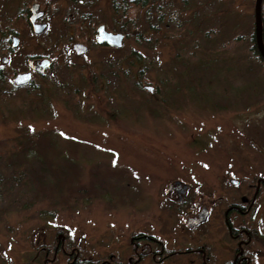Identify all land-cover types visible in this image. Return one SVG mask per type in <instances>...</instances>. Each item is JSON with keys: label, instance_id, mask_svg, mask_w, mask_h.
<instances>
[{"label": "rangeland", "instance_id": "374dc122", "mask_svg": "<svg viewBox=\"0 0 264 264\" xmlns=\"http://www.w3.org/2000/svg\"><path fill=\"white\" fill-rule=\"evenodd\" d=\"M111 1L97 0L96 11L113 32L129 15L120 51L93 45L72 58L63 55L67 43H51L50 32L32 40L23 23H0L24 35L8 72L26 71L28 57L56 59L29 86L0 81V264H32L37 246L57 235L93 260L121 259L137 228L171 235V222L155 218L170 181L217 191L230 158L251 163L250 141L264 144V63L250 51L255 0H196L205 12H223L211 23L188 22L189 0H151L114 14ZM57 4L62 10H48L49 19L75 17L65 0ZM223 76L228 88L238 83L230 101ZM57 264H65L61 254Z\"/></svg>", "mask_w": 264, "mask_h": 264}, {"label": "flooded vegetation", "instance_id": "af4514ba", "mask_svg": "<svg viewBox=\"0 0 264 264\" xmlns=\"http://www.w3.org/2000/svg\"><path fill=\"white\" fill-rule=\"evenodd\" d=\"M65 1L67 2L66 6L71 9V6L74 7L75 17L53 21L49 19L48 10H54L53 14L62 10V6L57 4V0H5L4 2L0 0V23H8L11 26L23 23L25 27L24 34L32 40L44 37L50 32L51 43L56 41L67 43L68 46L63 48V55L72 58L84 57L90 52L93 45H95L94 47L99 46L114 51H120L124 48L127 39L125 25L129 20V15L124 16L121 32H113L107 29L105 22L99 21L96 11L97 0ZM113 2L114 0L110 3L112 11L113 8L115 9V12H112L113 14L120 12L121 9L125 12L126 5L131 6L130 0H120V3H117L116 6ZM188 3L192 5L189 23H197L198 19L199 22L211 23L210 18H218L219 14L223 13L215 15V17L209 11H204L205 5L196 4V0H189ZM34 5L39 6L37 10H34ZM263 7L264 0L261 6L262 37L264 41ZM40 12H42V15L38 16ZM162 16L159 15V23L162 22ZM169 17L172 20L175 19L173 15ZM59 22L65 25L64 27L67 30L64 35L58 34L61 32ZM212 22L219 23L220 28L223 27V25H220L222 24L221 21L215 19ZM53 23H56V25L54 26ZM252 23L253 29L250 39L252 38L256 42L254 11ZM34 25H44V29L41 33L36 34ZM100 26H103L106 32L123 35L121 48L97 43V30ZM197 28L198 25L193 28V35H195ZM55 31H57L58 37L55 35ZM220 32L221 29H219ZM81 34L82 37H80ZM22 36L24 35H21L20 31L12 27L0 29V81L8 86H11L10 83H12L15 87H18L13 83V78L17 74L27 72H32L33 81L34 77L43 75L49 70L56 60L55 57L40 58L39 56H32L28 57L26 71L8 72L11 54L17 52L16 49L23 41ZM221 37L223 36L220 35L219 38ZM195 38L197 39V37ZM236 38L241 39V35ZM14 39L18 43L15 48L12 47ZM237 42L239 41L234 43ZM2 44H5V46L2 47ZM76 44L85 46L87 52L78 55L74 49ZM201 52H195L194 55L198 53L208 56L206 49L203 48ZM49 54L53 53L49 52ZM4 59L7 60V63L1 68ZM43 60L50 62L48 69L45 71L39 66ZM191 60L192 64H197L194 59L191 58ZM238 60L240 61L237 57L233 60L236 67L235 76L238 73ZM200 63H203V60ZM69 67H72V65L69 64ZM224 70L225 76L227 68L225 67ZM210 82H208V85H211ZM223 82L224 88L221 89V92L224 93L226 100L230 101L235 98L231 94V89L237 87L238 83L236 85L232 84L234 88H228L225 77ZM199 84V82L197 84L190 83V86L194 88L193 85H197L199 88ZM153 91L152 88V91L148 92L153 93ZM173 92H177V90L173 88ZM238 107L240 108V106L234 108L235 114L239 111ZM230 127H232L231 124ZM234 129L237 136L242 135V131L238 126ZM260 144L251 140V148L247 149L250 155L255 156L256 160L253 159L254 162L250 163L252 159L246 161L239 156L234 158V161L233 158H230L232 164L225 168L226 171L218 185L217 191L219 194H216V190H211L212 186L210 187V185H206L204 191H200L181 181L172 180L168 183L164 190L167 195L165 196L164 210L156 213L155 218L159 223L164 219L171 222V235L157 234L144 228H137L127 237L125 244L127 252L123 258L120 259L117 255L109 254L106 258L96 260L85 256L80 248L67 244L65 235H57L52 244H47L44 239L37 246L36 256H34L32 264H57L59 254L65 258V264H264V160L261 158V156H264V147H259ZM234 152L240 155L242 148H236ZM228 155L231 156L232 154L229 153ZM259 161H263V163ZM177 182L181 183V186H185L183 193H180V190L175 187ZM229 188L232 189V192L228 191Z\"/></svg>", "mask_w": 264, "mask_h": 264}, {"label": "water", "instance_id": "95a60500", "mask_svg": "<svg viewBox=\"0 0 264 264\" xmlns=\"http://www.w3.org/2000/svg\"><path fill=\"white\" fill-rule=\"evenodd\" d=\"M262 1L263 0H256L254 13H255L256 46L260 56L264 60V41L262 37L263 23H262V12H261ZM33 7L34 10H37L39 6L34 5ZM41 15L42 12H40L38 16ZM43 29H44V25H34V32L36 34L41 33ZM122 40H123V35L106 32L103 26H100L97 30V43L100 45L106 44L110 47L121 48ZM17 45H18L17 40L14 39V43L12 44V47L15 48ZM74 49L78 55H83L87 52V48L81 44H76ZM6 63L7 60L4 59L1 68H3ZM49 65H50L49 61L43 60L41 61L39 66L42 67V70L44 71L48 69ZM31 81H32V72L17 74L13 78V83L18 87L28 85L31 83ZM147 89L149 91H152V87H148ZM175 187L178 190H180L179 191L180 193H183V190L185 188V186H181V183L179 182L175 184Z\"/></svg>", "mask_w": 264, "mask_h": 264}, {"label": "trees", "instance_id": "16d2710c", "mask_svg": "<svg viewBox=\"0 0 264 264\" xmlns=\"http://www.w3.org/2000/svg\"><path fill=\"white\" fill-rule=\"evenodd\" d=\"M150 4H153L151 0H130L131 8L144 9ZM250 51L255 54L257 59L264 63V60L262 59L256 48V42L252 38L250 39Z\"/></svg>", "mask_w": 264, "mask_h": 264}]
</instances>
